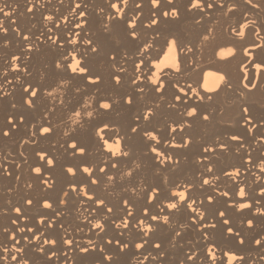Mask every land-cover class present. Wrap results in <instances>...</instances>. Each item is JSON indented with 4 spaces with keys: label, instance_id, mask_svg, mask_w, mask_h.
<instances>
[{
    "label": "bare ground",
    "instance_id": "bare-ground-1",
    "mask_svg": "<svg viewBox=\"0 0 264 264\" xmlns=\"http://www.w3.org/2000/svg\"><path fill=\"white\" fill-rule=\"evenodd\" d=\"M36 263L264 264V0H0V264Z\"/></svg>",
    "mask_w": 264,
    "mask_h": 264
},
{
    "label": "snow or ice",
    "instance_id": "snow-or-ice-1",
    "mask_svg": "<svg viewBox=\"0 0 264 264\" xmlns=\"http://www.w3.org/2000/svg\"><path fill=\"white\" fill-rule=\"evenodd\" d=\"M166 15H167V14H166ZM103 107H104V108H107V107H108V105H103ZM205 119H207V117H205ZM44 131H45V132H47V131H48V129H44ZM5 135H7V133H5ZM49 163H51V161H49Z\"/></svg>",
    "mask_w": 264,
    "mask_h": 264
},
{
    "label": "rangeland",
    "instance_id": "rangeland-1",
    "mask_svg": "<svg viewBox=\"0 0 264 264\" xmlns=\"http://www.w3.org/2000/svg\"><path fill=\"white\" fill-rule=\"evenodd\" d=\"M61 198L65 199V196H62ZM37 264V263H36Z\"/></svg>",
    "mask_w": 264,
    "mask_h": 264
}]
</instances>
